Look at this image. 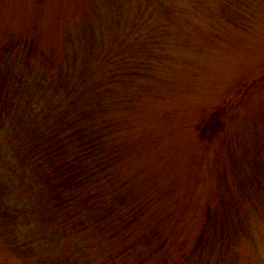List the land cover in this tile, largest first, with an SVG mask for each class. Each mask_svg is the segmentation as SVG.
I'll list each match as a JSON object with an SVG mask.
<instances>
[{
  "label": "rangeland",
  "instance_id": "obj_1",
  "mask_svg": "<svg viewBox=\"0 0 264 264\" xmlns=\"http://www.w3.org/2000/svg\"><path fill=\"white\" fill-rule=\"evenodd\" d=\"M52 3L38 10L34 0H0V20L16 37L38 38L37 46L55 60L29 64L25 44L17 48L24 57L6 58L11 81L27 87L19 111L30 124L18 126L22 117L15 110L1 113L14 129L0 133V194L20 209L29 191L36 192L16 180L12 165L31 157L32 136L55 129L47 115L69 112L71 119L87 110L103 127L127 122L110 135L118 146L114 153L92 155L91 164L106 159L102 169L91 165L79 177L87 201L71 205L78 217L68 234L60 220V227L46 222L43 235L49 229L52 234L27 261L46 256L47 264H264V0ZM7 41L0 35L1 46ZM111 76L117 81L102 86ZM94 86L106 112L93 104ZM144 88L154 92L151 101ZM139 94L132 111L116 109L112 96L122 105ZM46 192L37 195L50 199ZM128 213L137 217L128 215L125 224ZM126 246L134 249L122 251ZM24 262L1 238L0 264Z\"/></svg>",
  "mask_w": 264,
  "mask_h": 264
},
{
  "label": "trees",
  "instance_id": "obj_2",
  "mask_svg": "<svg viewBox=\"0 0 264 264\" xmlns=\"http://www.w3.org/2000/svg\"><path fill=\"white\" fill-rule=\"evenodd\" d=\"M52 1L53 0H34V3L38 10H43L47 6H53ZM64 4L65 0H61V8H63ZM0 35L7 36L8 39L4 46L0 45V128L5 129V131L0 129L2 136V134L14 128L12 125L7 126L8 121L1 117V113L4 116L6 113L9 114L11 111L15 110V113L18 112L22 117L19 122H16L18 126L25 128L30 124L29 119L19 111L22 102L25 103L22 95L26 92L27 87L23 82L16 83L17 79L11 81L13 70L11 66L7 64L8 60L6 58L8 56L24 57L26 55L27 61L30 64L33 60L37 61L41 60V58L42 60H46L52 59V57L48 49L45 51L44 48H39V46H37V43L39 44L38 38H30L24 35L16 37L10 27L1 20ZM20 44L26 45L27 50H25V55L17 51V48L21 47ZM18 62L22 63V60ZM44 62L46 65H54L47 61ZM53 63H55V60H53ZM116 76H120V74ZM109 78H112L113 81L106 82V79H103L102 86H106V84L112 86L114 82L117 81L114 79V76ZM147 87L153 90L152 85H147ZM60 88H62V85L57 84L54 89L58 92ZM99 88V86H94V89L89 91L90 94H92L93 91L94 93L97 92ZM77 91L78 89L73 93ZM115 92L117 91L110 92V95ZM142 92L146 93L150 101L153 99L154 92L148 91L145 88ZM95 95L96 96H92L96 98L97 101H94L93 104L97 103L100 110L106 112L108 110L107 103L103 104V99H98L99 93H95ZM130 96L132 97L130 100H126L125 97L122 105L120 97L112 96V98L115 99L113 102L118 104L116 109L120 110L122 107V112L126 110L132 111L131 107L135 108L137 106L141 96L140 94L138 96ZM84 98V92H79L77 101H82ZM234 99L235 97H233V100ZM229 102L233 101L229 100ZM68 113L65 115L60 111L57 116L47 115V117L53 116L57 122L56 126L55 124L53 125L55 129L47 133L42 132L38 137L32 136L30 140L31 157L25 159L23 163L20 162L12 165L13 173L17 181L24 186L32 185L35 187L36 192L29 191L31 196H29L27 203L20 209L13 208L10 203L11 199L8 197L6 198L2 193L0 194V240L1 238H6L8 244H11L19 250L25 258L24 264H47L49 258L46 256H42L43 259L38 258L35 261H32V259L27 261L34 251L43 249L45 239L52 234V229H49L48 234L44 236V232L42 231L43 226L46 222H50L60 227L58 225V221L60 220L61 222H59V224L64 226V230L68 234V225L71 227V220L75 222L74 218L78 217V215H72L70 213L71 205L84 206L87 201V197L79 193V189L84 183V181L80 182L79 177L87 174L91 165H93L94 171L97 169L98 161H95L94 164L90 162L92 155L100 157V155L108 149L107 153H114L118 146L111 142L110 135L114 130L123 129L127 122L121 119V122L116 121L113 123L114 128H111V126L103 127L104 121L93 118L94 112L92 113L86 110L83 113H76L71 119L69 118L71 115L68 116ZM220 113L222 112H218V114ZM215 114V112H212L211 115ZM211 115L209 114L210 118L208 120L212 118ZM93 119L94 122L92 121ZM219 120L223 124L221 118ZM205 127L206 126H203V128ZM60 129H62L66 135H61ZM101 129H108V131L106 134H103ZM10 144H12V142ZM36 146H38L39 149H36ZM69 151L73 153V157L70 160L67 159L66 155ZM96 152L101 154H96ZM117 153L120 154L119 148L117 149ZM14 156L16 159V155ZM105 161L106 159H101L102 163L98 165L99 170L102 169ZM31 171H34L35 174H29ZM19 187L11 186V190L16 191L15 189ZM44 188L47 189L46 193L51 195L50 199H45L44 196L37 195V193ZM70 191L71 193H69ZM212 199L214 203L217 202L220 204V200L216 195L213 196ZM5 206L6 209H4ZM128 215L132 217V219L137 217V213H128L123 219L125 224L127 223ZM82 217L83 214L79 216V218ZM238 220L242 221V218H236L237 222ZM243 220L246 221L244 218ZM224 235L225 234H223L222 237H224ZM198 246L202 251L205 249L202 244ZM132 249H134V246H126L122 251L130 253ZM166 261L167 260H160L159 263ZM74 264H89V262L86 259L81 263L75 262Z\"/></svg>",
  "mask_w": 264,
  "mask_h": 264
}]
</instances>
